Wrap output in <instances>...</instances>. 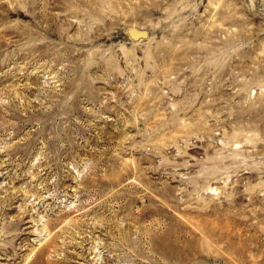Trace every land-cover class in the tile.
Instances as JSON below:
<instances>
[{"label": "rangeland", "instance_id": "rangeland-1", "mask_svg": "<svg viewBox=\"0 0 264 264\" xmlns=\"http://www.w3.org/2000/svg\"><path fill=\"white\" fill-rule=\"evenodd\" d=\"M51 236L50 264H264V0H0V264Z\"/></svg>", "mask_w": 264, "mask_h": 264}, {"label": "bare ground", "instance_id": "bare-ground-1", "mask_svg": "<svg viewBox=\"0 0 264 264\" xmlns=\"http://www.w3.org/2000/svg\"><path fill=\"white\" fill-rule=\"evenodd\" d=\"M63 219V218H62ZM61 220V219H60ZM57 221V220H56ZM62 221V220H61ZM60 223V221L58 222ZM56 222H46L44 226L45 230L50 234L51 231L56 228V226H58L59 224ZM48 235V234H47ZM55 235V234H54ZM57 235V234H56ZM57 247V241H56V237L51 236L50 238H48V240L45 242V244H43L42 246H40L37 250L36 256L34 261H40L41 264H50L49 260L47 257H45L46 255L49 256V253L51 252V249H55ZM39 262V264H40ZM34 263V262H33Z\"/></svg>", "mask_w": 264, "mask_h": 264}, {"label": "water", "instance_id": "water-1", "mask_svg": "<svg viewBox=\"0 0 264 264\" xmlns=\"http://www.w3.org/2000/svg\"><path fill=\"white\" fill-rule=\"evenodd\" d=\"M139 36H141V37H146V32H140V33H139Z\"/></svg>", "mask_w": 264, "mask_h": 264}]
</instances>
